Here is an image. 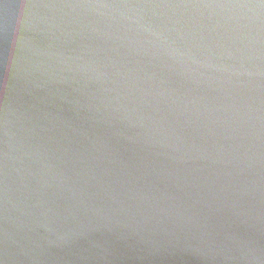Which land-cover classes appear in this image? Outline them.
I'll return each mask as SVG.
<instances>
[{
	"label": "water",
	"instance_id": "obj_1",
	"mask_svg": "<svg viewBox=\"0 0 264 264\" xmlns=\"http://www.w3.org/2000/svg\"><path fill=\"white\" fill-rule=\"evenodd\" d=\"M0 264H264V3L0 0Z\"/></svg>",
	"mask_w": 264,
	"mask_h": 264
},
{
	"label": "snow or ice",
	"instance_id": "obj_2",
	"mask_svg": "<svg viewBox=\"0 0 264 264\" xmlns=\"http://www.w3.org/2000/svg\"><path fill=\"white\" fill-rule=\"evenodd\" d=\"M261 3H264V0H261Z\"/></svg>",
	"mask_w": 264,
	"mask_h": 264
}]
</instances>
